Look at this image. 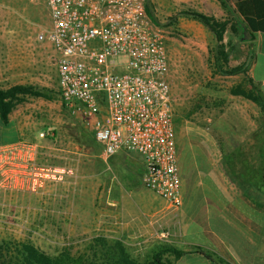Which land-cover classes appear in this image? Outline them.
<instances>
[{"label": "crops", "instance_id": "0c3cea01", "mask_svg": "<svg viewBox=\"0 0 264 264\" xmlns=\"http://www.w3.org/2000/svg\"><path fill=\"white\" fill-rule=\"evenodd\" d=\"M191 1L200 6L197 11L203 15L216 20L230 18L217 0ZM4 5L8 7L5 15L2 14ZM49 19L42 0H0V90L24 86L18 76L26 78L34 70L39 73L45 70L53 56V47L47 39L39 40L32 35L25 24L46 23ZM18 23L24 29L20 34L15 28ZM230 26L231 22L223 35V43L229 45L226 52L230 51L228 67L248 61L244 72L212 73L208 64L209 43L215 39L210 31L203 37L192 35L190 40L192 46L200 45L206 51L208 68L203 72L208 82L217 81L222 86L217 92L210 88L203 91L200 129L191 121L193 115L184 119L180 132L174 127L181 207L170 209L160 199L161 202L144 214L138 193L123 187L115 190L106 176L103 177L105 194L97 197L95 191L89 202L96 226H104L106 234L125 237L123 247L130 255L137 249L154 252L162 245H169L185 252L174 264H264V33L242 40L232 33ZM194 50L195 47L191 49ZM191 58L197 59L195 51ZM172 74L169 71L164 78L170 88V107L174 112L178 105H183L184 98L174 90L176 78ZM246 81H251L259 90L263 108L231 92L237 86L245 93L251 91L252 85ZM26 108L18 106L12 110L6 124L0 120V149H21L34 144L42 148L37 143L24 142L40 139L33 132H26V125L33 119ZM9 134L11 137H6ZM41 141L46 151H38V162L43 155L44 161L60 166L65 159L60 143L52 141L50 146L46 140ZM122 153L109 161L119 162ZM96 177L95 174L93 178ZM202 253L211 258H205Z\"/></svg>", "mask_w": 264, "mask_h": 264}, {"label": "built area", "instance_id": "2783aa9c", "mask_svg": "<svg viewBox=\"0 0 264 264\" xmlns=\"http://www.w3.org/2000/svg\"><path fill=\"white\" fill-rule=\"evenodd\" d=\"M47 39L55 52L61 103L89 129L107 160L117 153L142 159V187L170 209L182 205L178 151L164 34L146 15V0H42ZM40 139L53 138L46 128ZM21 151V153L19 152ZM36 144L0 149V183L35 191L63 183L64 166L38 162Z\"/></svg>", "mask_w": 264, "mask_h": 264}, {"label": "rangeland", "instance_id": "374dc122", "mask_svg": "<svg viewBox=\"0 0 264 264\" xmlns=\"http://www.w3.org/2000/svg\"><path fill=\"white\" fill-rule=\"evenodd\" d=\"M230 2L233 3L234 0ZM145 8L151 25L166 38L172 63L169 71L170 74L172 71L176 78L174 90L184 98L183 105H178L177 109L172 111L174 127L180 132L184 119L193 115L191 121L196 122L200 129L203 91L210 88L217 92L222 86V83L217 81L208 82L207 75L203 72L208 68L206 51L201 50L200 45L192 46L190 43L192 35L203 37L207 35V29L197 20L182 14L188 11L198 12L200 6L191 0H146ZM7 13L8 7L2 6V14ZM228 19L226 16L225 20L217 21ZM3 21L6 22L7 19ZM19 25L18 23L15 27L18 34L24 31ZM25 25L35 37L45 36L51 29L50 19L46 23ZM194 47L197 59L191 58V53L194 52L191 49ZM214 47L215 41L210 40V53ZM54 53L42 73L34 70L30 77L18 76V80L21 79L23 85L31 87L32 92L36 94H17L13 110L18 106H27V113L31 111L33 119L30 125H26V132L31 131L38 137L46 128L54 131L53 138L39 140H46V144L50 146L52 141L59 142L65 152L64 162L62 160L60 166L70 171L66 173L63 183H47L35 191L25 187L12 188L0 183V244L31 243L48 255H56L61 250L68 249L72 255L78 256L90 252L92 246L99 244V240H104L107 246L115 242L123 245L122 240L125 237L106 234L104 226L97 227L98 223L90 212L89 202L95 191L97 197L105 194L103 177L111 180L115 190L123 187L128 192L138 193L144 214L150 212L148 209L156 206L161 200L142 187V159L137 153L119 154V162L109 161L110 158L102 160V146L94 140L92 132L64 109L56 84ZM192 67L194 72H191ZM39 140L24 142L37 143L42 147H39L38 151L44 153L45 144ZM39 157L40 163L56 165L54 162L44 161L43 155ZM50 160L52 161V158ZM95 174L96 179L93 178ZM100 177L102 180H99ZM98 244L96 248L99 247ZM151 253L152 250L141 248L132 252L131 256L143 262Z\"/></svg>", "mask_w": 264, "mask_h": 264}, {"label": "trees", "instance_id": "16d2710c", "mask_svg": "<svg viewBox=\"0 0 264 264\" xmlns=\"http://www.w3.org/2000/svg\"><path fill=\"white\" fill-rule=\"evenodd\" d=\"M217 1L222 9L229 14L230 18L227 21H217L213 17L194 11L182 14L200 22L214 36L215 47L210 53L211 59L208 62L213 74L234 75L244 72L248 61L241 66L228 67L230 51L226 52V47L229 45L223 43V35L229 22H231L232 33L242 40L244 39V30L250 33V39L256 33H264V0H234L233 3L230 0ZM246 82L252 85L251 81ZM32 91L31 87L25 86H15L6 91L0 90V120L3 124L7 123L8 115L15 108L16 95L26 92L36 94ZM231 92L236 95L241 94L263 108V98L254 85H252V90L247 93L241 91L239 86L233 88ZM98 242V248H96V244L92 246L90 252L78 256L72 255L68 249H63L56 255H48L31 243L14 245L1 243L0 264H174L175 260L185 254L184 251L169 245H162L152 252L149 258L141 262L133 258L121 243L115 242L113 245L107 246L104 240ZM202 254L207 259L211 258L207 253Z\"/></svg>", "mask_w": 264, "mask_h": 264}, {"label": "water", "instance_id": "95a60500", "mask_svg": "<svg viewBox=\"0 0 264 264\" xmlns=\"http://www.w3.org/2000/svg\"><path fill=\"white\" fill-rule=\"evenodd\" d=\"M243 33H244V39H245V40L250 39V33H249L247 30H244ZM244 39H243V40H244Z\"/></svg>", "mask_w": 264, "mask_h": 264}]
</instances>
